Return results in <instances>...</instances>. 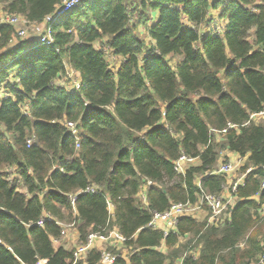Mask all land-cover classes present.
Returning <instances> with one entry per match:
<instances>
[{
	"label": "trees",
	"instance_id": "trees-1",
	"mask_svg": "<svg viewBox=\"0 0 264 264\" xmlns=\"http://www.w3.org/2000/svg\"><path fill=\"white\" fill-rule=\"evenodd\" d=\"M63 1L0 0V19L16 15L38 27ZM53 35L45 46L0 24V264H73L75 249L53 244L67 223L76 224L78 245L116 228L127 242L109 248L115 264L256 262L264 243V192L256 197L264 177V0H84ZM68 122L78 124L79 149ZM229 124L218 138L211 133ZM226 151L247 158L242 174L256 168L230 218L184 217L166 239L147 228L153 211L196 204L202 190L220 195L227 177L207 173ZM182 155L199 159L185 176L174 170ZM88 187L97 192L80 193L73 207L69 196ZM146 190L147 204L139 198ZM77 264H101L100 252Z\"/></svg>",
	"mask_w": 264,
	"mask_h": 264
},
{
	"label": "built area",
	"instance_id": "built-area-1",
	"mask_svg": "<svg viewBox=\"0 0 264 264\" xmlns=\"http://www.w3.org/2000/svg\"><path fill=\"white\" fill-rule=\"evenodd\" d=\"M84 0H64L62 4L54 10L53 13L48 15L44 21V30H40L36 34V27L32 25L29 21L24 18L16 15L4 14L0 19V24H9L14 26L17 29L18 38L22 41L25 40H38L41 44L45 46H52L54 44V25L58 24L59 21L69 14L73 9H75L80 3ZM42 24V25H43ZM41 26V25H40ZM32 27L30 33L28 29ZM39 27V26H38ZM37 37V38H36ZM113 59L112 61H115ZM75 77V71L68 72V78L72 80ZM75 89L80 88V83H75ZM260 115H264L262 112ZM65 127L72 133V135L77 137L76 149H79V130L77 123L68 122L65 124ZM234 128L233 125L229 124L228 128L223 130L222 133L225 134L229 129ZM215 137L217 134L214 130L211 131ZM33 139L27 141V145L30 146L33 143ZM246 163L245 157H238L234 161L222 162L212 173H207L208 175H222L227 178H232L233 180L227 187V191L230 193L229 198H224L220 195H214L206 192L205 190L201 191L200 200L196 204L191 203H177L171 205V207L164 212L153 211L152 219L147 228L161 231L164 238H168L171 234H176V227L180 222V219L184 217H194L196 219L202 218V220H207L209 224H219L223 223L225 220L230 218L235 206V199L237 198V192L241 187L245 186V178L248 174L256 170V168H249L245 174L240 175L236 178V175L241 172V169ZM199 164L198 158H193L187 155H182L177 161L174 162V170L179 176L186 175V169L189 167H194ZM226 185V184H225ZM224 185V186H225ZM153 186V182L147 180V187ZM223 186V188H224ZM97 192L96 188L88 187L85 191H81L76 194L69 196L71 205L75 207L77 198L80 193H93ZM264 192V177L261 182V191L257 194L259 198L260 194ZM143 203L147 204V194L146 191L143 192L140 197ZM109 207H113L109 203ZM260 215L264 216V204L260 206L259 209ZM47 216L46 218H48ZM39 227L44 225V220L37 223ZM108 228V226H107ZM63 236L66 235V230L63 231ZM127 242V238L123 237L116 228L104 229L100 232L90 233L84 244L77 246L74 253V263L77 264L83 255H87L90 251L97 249L101 255V264H115L119 256L109 251V248H119L121 245ZM196 258V255H194ZM36 264H46L44 260H39ZM252 264H264V243L260 256L257 261Z\"/></svg>",
	"mask_w": 264,
	"mask_h": 264
},
{
	"label": "crops",
	"instance_id": "crops-1",
	"mask_svg": "<svg viewBox=\"0 0 264 264\" xmlns=\"http://www.w3.org/2000/svg\"><path fill=\"white\" fill-rule=\"evenodd\" d=\"M211 15H213L212 17L214 18V20L216 19V16H217V14L216 13H214L213 11L211 12ZM3 16V14L1 15V17ZM155 18H156V16H155V14H153V21L152 22H154L155 21ZM150 23V25H152L153 23ZM59 23H60V21H59ZM219 26H222V25H219ZM44 24L43 25H41V26H39L38 28H37V30H36V34H38V32L40 31V30H44ZM141 30L142 31H144V29L143 28H141ZM144 34H145V31H144ZM37 38V37H36ZM119 63V60L117 59V61H116V64H118ZM70 71V70H69ZM68 71V72H69ZM59 84H61V85H63V81H59L58 82ZM75 83H81V80H80V78L78 77V75H75V77L73 78V82H72V84H75ZM218 133H222V131L221 132H218ZM223 134V133H222ZM220 135H216L215 137H219ZM238 157H241L240 155H236V154H232V153H230L229 151H226V152H223V153H221V158H220V161H219V163H218V165H220V163H222V162H226V159L230 162V161H234V160H236ZM226 158V159H225ZM246 161H247V158H246ZM188 169V168H187ZM187 169H186V171H187ZM233 180V177L232 178H226V185L224 186V188H223V191H222V193H221V196H223L224 198L226 197V198H229L231 195H230V193L227 191V187H228V185L231 183V181ZM201 181L199 180V182H198V185L200 186L201 185V183H200ZM146 194H147V190H146ZM225 198V199H226ZM147 202H148V197H147ZM239 201H238V198H236L235 199V203L237 204ZM110 209H114V208H112V207H109ZM112 210H110V211H112ZM200 220H202V218H200ZM61 226H62V228H63V231L64 230H66V235L65 236H63V234H62V236H61V239L60 240H54L53 241V244H54V246H55V248H60V247H62V248H64L65 250H68V251H70V250H72V249H69V246H70V244L68 243L67 244V240L68 241H70L71 239L72 240H75V241H77L78 242V244H80L79 242H80V234H79V231H78V229H77V227H76V224L75 223H67V224H60ZM63 231H62V233H63ZM39 261V260H38Z\"/></svg>",
	"mask_w": 264,
	"mask_h": 264
},
{
	"label": "rangeland",
	"instance_id": "rangeland-1",
	"mask_svg": "<svg viewBox=\"0 0 264 264\" xmlns=\"http://www.w3.org/2000/svg\"><path fill=\"white\" fill-rule=\"evenodd\" d=\"M214 21H215V22H214V24H213L212 27H211V29H214V30H212L211 33H212V34H218V33H220V32L222 31L221 26L218 25L219 22H220V17L217 15V16H216V19H215ZM37 28H38V27H36V29H37ZM31 29H32V27H30V28L28 29V32H29V33H30ZM142 33H143V36H146V35L144 34V31H142ZM116 61H117V60L113 61V64H116ZM261 119L264 120V115H261ZM240 175H242L241 172L238 173V174L236 175V178L239 177ZM68 243L70 244L69 249H72V250H74V249L76 250L77 246H79V245H78V242L75 241V240H72V239H71L70 241L67 240V244H68Z\"/></svg>",
	"mask_w": 264,
	"mask_h": 264
}]
</instances>
